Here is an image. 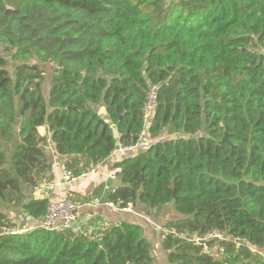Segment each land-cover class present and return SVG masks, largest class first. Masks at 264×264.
I'll use <instances>...</instances> for the list:
<instances>
[{
  "label": "trees",
  "instance_id": "16d2710c",
  "mask_svg": "<svg viewBox=\"0 0 264 264\" xmlns=\"http://www.w3.org/2000/svg\"><path fill=\"white\" fill-rule=\"evenodd\" d=\"M39 62L55 66L47 94ZM151 91V144L116 163L106 199L145 216L171 207L168 264H264V0H0V264H154L126 220L3 231L10 206L43 218L48 199L20 187L51 181L47 144L97 165L137 140ZM208 230L239 242L215 259L177 235Z\"/></svg>",
  "mask_w": 264,
  "mask_h": 264
},
{
  "label": "crops",
  "instance_id": "0c3cea01",
  "mask_svg": "<svg viewBox=\"0 0 264 264\" xmlns=\"http://www.w3.org/2000/svg\"><path fill=\"white\" fill-rule=\"evenodd\" d=\"M39 132L43 135H49L45 127H40ZM150 144V141L147 140L146 143L141 145L142 150L149 147ZM8 147L9 146H7L6 151L7 158L10 155ZM45 148L52 166L50 173L51 181L53 180L56 182V187L48 194L40 195L39 192H37V187L28 189L21 185V192L26 195L25 200L29 197H46L48 201H56L66 196L83 203V206L79 210V216L72 225L74 230L78 228L79 230L87 228V231L92 233L95 232V230L100 231L106 226L126 220L141 225L149 241L151 240L150 236L153 237L152 233L156 234L157 231L164 232L162 223L158 224L155 221H151L150 218L133 210L131 207L129 211H123L119 206L115 207L113 205H104L101 203V201L107 200L105 197L107 192L119 185L118 175L115 178L109 177V172L113 168H117L116 163L120 161L124 155L118 151V148L115 149L107 159L92 167L86 165L83 158L80 156L58 155L51 143L47 144ZM63 168H70L73 173L77 175L76 181L69 182L63 179L61 176ZM95 198H98L100 202L92 203V200ZM5 210L7 211L9 220L14 222L17 228L23 232L32 229L39 222L25 215L19 207L10 206V208H6ZM159 218H162V216ZM159 226L161 227L160 229Z\"/></svg>",
  "mask_w": 264,
  "mask_h": 264
},
{
  "label": "built area",
  "instance_id": "2783aa9c",
  "mask_svg": "<svg viewBox=\"0 0 264 264\" xmlns=\"http://www.w3.org/2000/svg\"><path fill=\"white\" fill-rule=\"evenodd\" d=\"M154 92L151 91L149 93V100L144 108V125L141 129L137 140L127 146H121L118 144V151L122 154H128L133 151H136L142 144L146 143L147 138L146 137V129L148 128L149 119L151 112L153 110L154 105ZM120 171L119 167L113 168L109 172V177L115 178L118 175V172ZM61 176L63 179L68 180L69 182L76 181L77 175L73 173V171L70 168H63ZM56 187L55 181H46L42 182L37 186V192H39L40 195L48 194L51 190H53ZM93 202H100L98 198H95L92 200ZM91 203V202H90ZM104 205H113L115 207H118V205L113 204L109 202L108 200L101 201ZM83 206V203L75 201L69 197H61L56 201H48L46 212L43 216V218L36 224L38 227L42 228H52V229H66L69 227H72V225L75 223L79 216V210ZM123 211H129L130 206L121 207ZM161 227L159 226V229ZM164 230V229H163ZM4 232L17 234L23 232L19 228L14 226H7L3 228ZM172 233H176L174 231H171ZM177 235L185 240H189L195 244H197L201 252L211 256L215 259H221L223 258V252L224 248L221 245V241L225 239H232L234 242H239L238 237H231L227 235L224 231L219 230H208L202 234H189L187 232H179Z\"/></svg>",
  "mask_w": 264,
  "mask_h": 264
},
{
  "label": "rangeland",
  "instance_id": "374dc122",
  "mask_svg": "<svg viewBox=\"0 0 264 264\" xmlns=\"http://www.w3.org/2000/svg\"><path fill=\"white\" fill-rule=\"evenodd\" d=\"M33 61H38L36 58H33ZM39 65L43 68V73H44V80L42 82V89L45 94L48 93V88H49V81L51 77V73L54 69L53 62H39ZM8 69L10 73H12V67L9 63ZM168 137V135L165 132H162L160 134L161 138ZM9 153L12 151V146L9 147ZM162 218H159L161 217ZM173 216H177L173 210L171 209L170 206H166L164 209L160 210L157 214H151V216H146L147 218H150L151 221H155L156 223L160 224L163 222L168 221L171 219ZM156 232V231H155ZM150 233V232H147ZM153 237L150 236V242L152 243L153 246V259H154V264H168L167 258H166V251H164L161 246H160V238L163 234V231H157L156 234L152 233Z\"/></svg>",
  "mask_w": 264,
  "mask_h": 264
},
{
  "label": "water",
  "instance_id": "95a60500",
  "mask_svg": "<svg viewBox=\"0 0 264 264\" xmlns=\"http://www.w3.org/2000/svg\"><path fill=\"white\" fill-rule=\"evenodd\" d=\"M14 103L16 104V98H14ZM15 110H16L15 114H16V116H18V111H17V106L16 105H15ZM114 137L117 138L116 130H114ZM223 140H226V132H224ZM117 148H118V143L116 144V148L115 149H117Z\"/></svg>",
  "mask_w": 264,
  "mask_h": 264
}]
</instances>
